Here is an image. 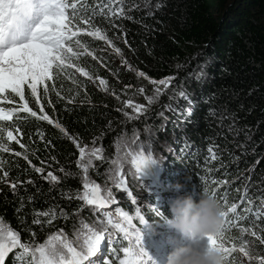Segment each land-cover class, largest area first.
Listing matches in <instances>:
<instances>
[{"label":"trees","instance_id":"16d2710c","mask_svg":"<svg viewBox=\"0 0 264 264\" xmlns=\"http://www.w3.org/2000/svg\"><path fill=\"white\" fill-rule=\"evenodd\" d=\"M133 1L80 0L77 5L79 15L90 20L92 28H99L106 34L111 44L80 34L78 39L87 46L91 55H80L72 63L87 71L89 76L82 75L75 67L67 68L58 77L54 76L53 81L47 82V96L42 87L39 89V104L36 97L25 93L28 106L40 115L42 104L44 112L58 122L66 134L54 123L39 120L24 111H18L10 121H0V125L12 130L24 145L21 148L16 141L4 139L10 151L0 152V161H3L0 166V218L20 232L22 242H43L47 235L60 229L69 232L73 228L75 231L74 222L78 221L75 218L84 207L78 196L84 188L81 175L78 172L74 174L77 171V153L66 137L84 139L102 128L108 136L109 150L115 151L118 139L134 125L142 123L152 127L154 137L160 139L157 146L161 149L170 143L176 150H181L179 158L182 164L174 161L175 149L173 161L174 167L184 169V175L179 170L172 172L173 167L168 163L161 165L159 170L162 176L171 178L173 186L184 185L197 201L206 187L225 211L233 204L237 205L236 213L230 212L225 217V246L230 248L248 242L250 250L255 249L261 260H242L231 252L226 264H261L264 260V141L255 151V139L249 140V128L250 125L253 128L261 125L259 135L264 136V0H162L163 6L158 7H138ZM120 8H123V15L117 11ZM101 9L103 14H100ZM109 9L116 15L110 14ZM80 26L92 30L86 24L81 23ZM116 48L120 53L115 51ZM74 50L83 52L79 48ZM119 57L127 62L126 68L118 64ZM204 64L206 69L201 72L203 87L197 90L190 87L188 90L186 86L188 91H182L200 105L197 113L191 114V123L185 129L182 120H186L184 116L189 117V113L182 109L177 116L175 113L174 119L170 118L173 119L170 130L160 131L157 120L150 123L152 117L156 118L164 110L150 114L147 109L145 118L141 117L138 123L139 119L129 122L122 115L115 124L108 123L115 113L109 89L115 90L120 82L127 84L124 78L133 77L129 75L133 71L143 72L149 80H160L178 77L185 69L192 75ZM101 79L107 82V90L100 83ZM128 84L135 86L132 82ZM146 91L148 94L151 92L148 88ZM8 98L14 108L19 109L23 104L12 93ZM20 102L21 105L18 104ZM189 108L193 110L192 106ZM222 111L228 121L234 120L235 116L239 120L237 128L240 131L233 140L220 123ZM175 124L183 129L177 127L173 133ZM170 134H173L172 138ZM209 149L215 153V159L211 158ZM239 151L243 152L240 160ZM16 152L21 155H15ZM258 158L260 172H256L257 176L252 178L250 188H247L235 179ZM36 168L52 172L59 178L58 182L49 183ZM155 170V167L152 171L145 168L141 175L134 174L132 180L126 178L128 185L137 184L139 198L141 193L145 198L149 195L148 185L142 182ZM4 172L8 175L4 176ZM167 179L164 183L168 182ZM13 183L17 185L15 190L11 188ZM50 209H54L57 215L51 224L46 223L49 217H39V225L32 223L35 212ZM87 209L85 207L82 214L90 217L89 220L104 218L100 212L94 215L92 211L90 216ZM157 209L161 215L157 216L152 211L147 217L149 222L154 224L165 220V217L171 218L170 207ZM61 211L67 213V217L61 218ZM108 253L106 258H112ZM14 255H9L5 264H13Z\"/></svg>","mask_w":264,"mask_h":264},{"label":"snow or ice","instance_id":"6c2138e0","mask_svg":"<svg viewBox=\"0 0 264 264\" xmlns=\"http://www.w3.org/2000/svg\"><path fill=\"white\" fill-rule=\"evenodd\" d=\"M79 2L80 0H0V121H10L18 111H24L39 120L47 121L50 124L54 123L56 128L65 132L58 122H54L44 112L42 104L39 107L40 115L28 106V102L25 100V87L30 90L31 96L36 97L39 104V89L42 87L44 95L47 96L49 91L47 82L53 81L54 76L58 77L67 68L75 67L76 71L82 75L89 76L87 71L72 63L80 55H91L87 46L78 39L81 33L106 40L111 44V41L107 40L106 34H103L99 28H92L90 20L79 15L77 8ZM111 2L112 0H109V3ZM117 11L123 15V8ZM109 13L116 15V12H112L111 9H109ZM100 14H103V9L100 10ZM81 23L88 25L92 30L82 28ZM74 48L83 49V52L75 51ZM115 51L120 53L118 48ZM137 75L144 76V73L138 72ZM172 79L169 77L159 81L152 80L151 83L167 87ZM100 83L105 85L104 90H107V82L101 79ZM52 87L54 90V83ZM9 92L23 101L19 109H5L2 106L4 101L12 103L6 95ZM155 93L156 96H159L160 89L156 88ZM179 95L185 100L189 99L184 92ZM147 99L149 104L154 102L153 97H147ZM189 103L191 104L190 100ZM128 106L133 107L138 113L144 110L142 105H132L131 102H128ZM169 110L174 109L169 106ZM189 114H191V109H189ZM129 118L132 119V117ZM16 131L18 132L19 129L17 128ZM4 139L20 144L12 130L5 129L3 125H0V152L10 151L9 144L4 143ZM20 147L24 148V145L20 144ZM77 148L80 153L77 163L84 173V191L78 196V199L84 201L85 205H94L97 210L106 209L110 204L116 203L114 198H108L111 197V191L109 190L108 197L102 195L100 186L87 178L93 159L103 158V149L95 146L87 149V146L80 147L79 144H77ZM209 152L212 153L211 158L215 159V153L211 149ZM15 155L19 156L21 153L16 152ZM24 159L27 160V156H24ZM156 162L157 159L151 153V146H148L147 154H145L143 144L132 159V164L140 175L146 167ZM111 163L116 165L114 176L111 177L115 187L126 193L129 192L127 179L119 160H113ZM2 164L3 161H0V166ZM35 170L42 172L40 168ZM7 175L8 173L4 172V176ZM45 178L51 182L58 181L52 172H49ZM28 183H32V181H28ZM16 187L15 183L11 184L13 190ZM131 203L137 205L134 216L117 207L114 212L103 213L105 219L97 220L98 227L81 221V228L76 233L75 239L82 242L75 246L63 229L47 235L46 239L40 243L22 242L20 232L12 229L0 218V264H5L9 253L16 249L20 251L13 256V264H156V261L144 248L141 228H137L133 224L134 218L138 220L139 224H146L145 217L141 214V208L135 198L131 200ZM236 210L237 205L235 204L228 207L224 212L225 217L230 212L236 213ZM152 211L157 216L161 215L157 208H153ZM60 216L67 217V213L61 211ZM34 217L32 223L37 225L41 224L39 217H49L46 221L47 224H51L57 219L54 209L35 212ZM32 235L35 236V233L33 232ZM106 244L109 245L107 251L111 253L112 258L94 260L93 258L101 254L102 246ZM205 247L219 248L224 252L226 259L232 251L236 250L235 247L225 246L224 228L218 236L207 237ZM240 251L244 252L245 256L248 255L244 248H241ZM261 264H264V260L261 261Z\"/></svg>","mask_w":264,"mask_h":264},{"label":"rangeland","instance_id":"374dc122","mask_svg":"<svg viewBox=\"0 0 264 264\" xmlns=\"http://www.w3.org/2000/svg\"><path fill=\"white\" fill-rule=\"evenodd\" d=\"M130 1H132V0H130ZM152 1L153 0H135V2L134 1L133 2H134V5H137L138 7L163 6L162 0H159L155 3H151ZM164 5H166V4H164ZM81 34H86V33H81ZM106 46L108 47V45H106ZM117 62L120 66H124L125 68L128 65L127 62L125 61V59H123L122 57H119L117 59ZM127 68H129V67H127ZM204 69H206L205 64L201 68L195 69L196 72L193 73L192 75L189 74L191 71L189 72V71H187V69H185L184 73L182 72V74L178 77L175 76L171 80V83L167 87H165L164 85H160V84H153V83H151L152 80H149V78L147 76L134 75V74H137L138 72L133 71L132 73L129 74V75H132L133 77L127 78V76H126L124 79L128 83H131V82L135 83L134 87H130L128 83L126 84L124 82H120V83H117L118 91H117V88L115 90L109 89L108 93H109V95H111L113 97L112 109H113V112H115V113L112 116L113 118H111L108 121V123L110 125L115 124V121L121 115L125 120H127L129 122L134 120V119H139L136 122V123H138L141 121L140 120L141 117L145 118V115L147 114V112H146L147 109H149L150 114H152L153 112H160V110H164V111H162V115L159 113V115L156 118L152 117L150 123H155V121L157 120V121H159L158 125H159L160 131L170 130L169 127L171 126L170 124L173 122V119H174L173 116H175V113H176V116L181 111L189 113V109H190L189 106H192V109H193V110H191V114L197 113V109L200 105L198 106V103H195V101L193 99L185 100L183 97H181L179 95V93H181L182 91H186L187 89L190 90V87L194 88V90H197L198 88L203 87V82H202L203 77H201V72L204 71ZM136 76H138L140 78H138ZM166 78H169V77H165L162 79H166ZM162 79H160V80H162ZM155 81H159V80H155ZM137 82H138V84H137ZM98 86L100 87V85H98ZM178 86H179V88H177ZM186 86L188 87L187 89H185ZM147 88L150 89V91H151L150 94L146 93ZM156 88L160 89L161 94L159 96H156V93H155ZM141 89H143V92H141ZM26 92L30 93V90L27 87H25V93ZM10 93L11 92L6 93V95L9 96ZM147 97H153L154 102L149 104ZM189 100L191 101V104L189 103ZM128 102H131L132 105H142L144 110L142 112L138 113L134 110L133 107L128 106ZM18 104L21 105L22 102H20ZM149 105H151L150 108H148ZM2 106L5 109L14 108V105L9 104L7 101H4ZM169 106H171V108L174 110L170 111ZM125 113H127V115H125ZM150 114H149V116L151 117L152 115H150ZM191 114H189V117H188V115L184 116V117H186V120H182L183 122H185L184 125H182L184 127V129L187 125H189L191 123L190 118L193 116ZM199 114H200V112H199ZM129 117H132V119H130ZM158 117L160 118L159 120H158ZM171 117L173 119L170 120ZM148 119H150V118H148ZM219 120H220V123L223 125L225 133L230 134L231 140L235 139L237 133L240 131V129L237 128L239 120H236V116H235V119L230 122V121H228V119L226 117V113L222 111L221 116L219 117ZM261 121H259V123ZM182 126L175 124L173 133H175V130L177 129V127H179L182 130L183 129ZM250 126L251 127L249 128L250 129V132H249L250 133V136H249L250 139L249 140H252V138L255 139L254 150L257 151L258 150L257 147L260 148V146H262L261 143L264 141V139H263L264 136L259 135L261 125H259L257 128H255V127L253 128L252 127L253 125H250ZM132 128H133L132 130H129L128 132L123 134L118 139V142L115 145V151L109 150V147L107 144L108 136H107L106 132L104 131V129H102V128H100L99 130L97 129L95 132L89 133L87 135V137H84V139L77 138V137H71V139H70L69 136L66 137V139L71 141V144L77 153V159L75 160L77 171L74 172V174L76 175L78 172V174L81 175L83 181H84V173L77 163V161L80 159V153H79V149L77 148V144H79L80 147L87 146V149H91L94 146L103 149V153H102L103 158L102 159H95V158L93 159L92 166L89 168L88 173H87V178L89 181L94 182L95 184H98L100 186L102 195L108 197V192L110 190L111 191V197H108L109 199L114 198L115 200H117L118 197H120L119 201H118L119 203L117 204V206L113 210H115L117 207H119V208L123 209L124 211L129 212L130 215L134 216V212H131V211H134L137 205L132 206L131 200L133 198H135L136 200L137 199L139 200L138 194L140 192V189H138V186L136 183L132 184V185L127 184V188L129 189V192H127V193L123 190L117 189L115 187L113 179H111V177L114 176V170L116 168V165H113L111 163V161L119 160L120 164L122 165L123 173H124L125 177L128 180H132V176L137 173L133 164H132L133 155H135L136 153H138L140 151V146L142 144L145 146V154H147V149H148V146L150 145L152 156L156 155V157H154V158L155 159L158 158V160L155 164H152V165L146 167L148 170L152 171L155 167V169L157 171H159L160 168H162L161 165H166V163H168L170 167H173L172 172L177 173V171L179 170V171L183 172V175L185 174V172H184V169H179V168L174 167L175 163L182 164V159L179 158V155L181 154V150H179V149L176 150V148L171 146L170 143L167 144L162 149L160 146H157L159 143L158 140H160V139L154 137V130L152 129V127L150 125L140 123V124L134 125ZM151 136H153V137H151ZM169 136L172 138L173 134H170ZM260 136H261V139L258 142V139L260 138ZM168 141H169V139H168ZM174 149L176 150L175 160L173 159ZM255 151H253V152H255ZM242 154H243V152L239 151V153H238L239 160L243 158ZM188 155H189V153H188ZM259 159L260 158H258L257 161L253 162V165L251 167L247 168L245 170V172H243L241 175H239L238 178L235 180H239V182H241L243 186H247V188H250V185L253 181L252 178L257 176L256 172H258V171L260 172V168H259V164H258ZM173 160L175 161V163ZM41 173H42V177L46 181H48L49 183L55 184L58 182V181L57 182H51L50 180L46 179L45 177H47L48 172H41ZM53 175H55V174H53ZM157 178H158L157 174H154L153 179H157ZM165 178L167 179L166 175L162 177V181ZM103 179H106V182H104ZM153 179L148 177L142 183L145 185L148 180L154 181ZM169 179H170V182H169ZM169 179H167L168 182L164 183V184H166L164 192L162 193V196L164 199L169 198L171 195H178V196L179 195H189L188 193H186V190L188 192V188H186L185 186L183 189H186V190L180 189L179 191L176 189V187L175 188L171 187L170 185H171L172 180L170 177H169ZM58 180H59V178H58ZM235 180H233V181H235ZM161 187H163V186H161ZM83 191H84V189H83ZM168 191H170L173 194L169 195ZM117 193H120V194L117 196ZM123 193L125 195H127V197H124ZM246 198L247 197H245V199ZM153 203H155V202L153 201V199H151V196H146L143 203H138L139 207L141 208V214L144 215L145 220L147 219L149 214L152 212L153 208H159V205H155ZM127 204H130L131 206L127 207ZM83 206L84 207L81 209L79 215L75 218L76 220H78V221L74 222L75 231H73V228L69 232L66 231V229H63L64 233L67 235L68 239L73 242L74 246L77 243L82 242V241H77L75 239L76 233L80 231L81 221H83L84 223H87L89 225H93V226L98 227V225L96 223L97 222L96 218H94V220H89L90 217H87L86 215L82 214V211H84L85 207H88L87 210H89L90 216H91L92 211H93L94 215H95V212H101V213L106 212V209L97 210L94 205H85L84 201H83ZM111 206L112 205H110L108 207L110 212H112ZM113 206H114V204H113ZM133 221H135V220L133 219ZM134 223H135L136 227L139 228L137 225V222H134ZM150 227L151 228L147 230L150 232V235H143L147 239L155 236V234L153 233V231L156 230L155 226L151 225V223H150ZM56 231H58V230H56ZM56 231H54V232H56ZM54 232H52V233H54ZM170 235H178V237H176L177 239H180L183 243H188V241L186 239L181 237L180 234L176 233L173 229L170 228L169 230L165 231L164 234H162L160 236L161 241H164L165 248L170 250V252L173 250L172 244L170 243V241H167V239H168L167 236H170ZM206 243H207V238H204L203 240H201L202 245H205ZM233 247H235L236 250L232 251V252L235 253V255L242 260L243 259L261 260V259H259V256L257 255L255 249L250 250V248L248 246V242H245L243 245L232 246L230 248H233ZM241 248H244V250L248 253L247 256L244 255V252L240 251ZM107 249H108V245L107 244L103 245L102 246L103 253H101L100 255H98L97 257H95L93 259L97 260V261L104 259ZM18 251H20V250L16 249L12 253L15 254ZM12 253H9V255H11Z\"/></svg>","mask_w":264,"mask_h":264},{"label":"clouds","instance_id":"9594fccd","mask_svg":"<svg viewBox=\"0 0 264 264\" xmlns=\"http://www.w3.org/2000/svg\"><path fill=\"white\" fill-rule=\"evenodd\" d=\"M179 191L184 185L177 184ZM171 218L165 217L167 225L188 243L180 239L171 240L173 250L166 264H226L222 250L206 248L201 240L218 236L224 226V207L221 202L204 187L199 201L191 195H179L169 201Z\"/></svg>","mask_w":264,"mask_h":264},{"label":"bare ground","instance_id":"6f19581e","mask_svg":"<svg viewBox=\"0 0 264 264\" xmlns=\"http://www.w3.org/2000/svg\"><path fill=\"white\" fill-rule=\"evenodd\" d=\"M154 174H157V176H158V178L157 179H153V175ZM162 175L160 174V171H157V170H155V171H153L152 173H151V175H150V178L151 179H153L154 181H151V180H148L147 182H146V184L148 185V188H146L147 190H149L150 188V192H151V190H156L157 192H158V194L160 195V196H162V193L164 192V189H165V187H166V184H164V179H163V181H162ZM161 186H163V187H161ZM171 187H173V188H175V185L173 186L172 184L170 185ZM150 187V188H149ZM181 190H186V189H181ZM186 193H187V190H186ZM188 194L189 195H191L190 194V192H188ZM192 196V195H191ZM163 197V196H162ZM144 198V199H143ZM143 199V200H142ZM144 200H145V197H144V195L141 193V197L139 198V200L137 199V202L138 203H143L144 202ZM119 201V198L116 200V203H114V206H113V204H110V205H112L111 206V208H112V212H114V208L117 206V204L119 203L118 202ZM109 205V206H110ZM128 206H129V204H127ZM132 206H134L133 204H132ZM106 212H110L109 211V209L108 208H106ZM101 213V212H100ZM104 213V212H103ZM103 213H102V215H103ZM97 219V218H96ZM105 219V217L104 218H100V220H104ZM98 220V219H97ZM101 253H103V251L101 252Z\"/></svg>","mask_w":264,"mask_h":264}]
</instances>
